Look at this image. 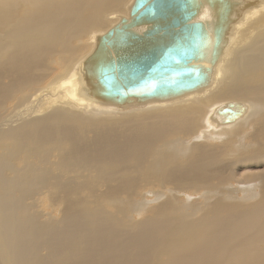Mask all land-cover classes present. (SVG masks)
<instances>
[{
    "label": "bare ground",
    "instance_id": "1",
    "mask_svg": "<svg viewBox=\"0 0 264 264\" xmlns=\"http://www.w3.org/2000/svg\"><path fill=\"white\" fill-rule=\"evenodd\" d=\"M134 2L0 0V134L32 159L0 151V264H264V0L235 2L204 84L117 102L88 61ZM44 188L51 224L20 202Z\"/></svg>",
    "mask_w": 264,
    "mask_h": 264
},
{
    "label": "water",
    "instance_id": "2",
    "mask_svg": "<svg viewBox=\"0 0 264 264\" xmlns=\"http://www.w3.org/2000/svg\"><path fill=\"white\" fill-rule=\"evenodd\" d=\"M235 2L135 0L130 16L105 32L89 57L104 97L165 98L204 84ZM241 110L230 103L220 116L234 119Z\"/></svg>",
    "mask_w": 264,
    "mask_h": 264
},
{
    "label": "rangeland",
    "instance_id": "3",
    "mask_svg": "<svg viewBox=\"0 0 264 264\" xmlns=\"http://www.w3.org/2000/svg\"><path fill=\"white\" fill-rule=\"evenodd\" d=\"M106 10L107 9L105 8V10L103 12H105ZM99 13H102L101 10L99 11ZM101 15L102 14H100V16ZM91 28H102V25L101 26L100 25L91 26V27H89V29L87 30L86 33H88ZM104 28H102V29H104ZM87 36L89 37V35H87ZM88 37H86V43H83L82 45H86V46L92 45L91 41H90V37L89 38ZM87 40H89V41H87ZM243 73L246 74V72L244 70H243ZM221 97H220L221 99H223L224 97L228 98V99L233 98V97L229 98V96H227L226 93H224ZM233 99H235V98H233ZM237 99H239V98H237ZM244 99H246V98H244ZM157 104H159V103H157ZM157 104H152V105H157ZM164 104H166V103H164ZM167 104H169V103H167ZM169 110H171V109H169ZM159 111H165V110H157L156 112H144V113H141V115L154 114V113H157ZM141 115H129V116L130 117L131 116L132 117H139ZM82 117L85 120L88 119L87 121H89V120L91 121V119H92V118H87V117H84V116H82ZM125 117L127 118V116H125ZM118 119H122V118H117V119L116 118H113V119L104 118V120H101V121L108 122L109 120H118ZM123 119H125V118H123ZM93 121H96V120L92 119V121L90 123H92ZM2 138H3V136L0 134V151H4V149L2 148L3 145H8L7 146V150H5V151H8L10 153L8 156H5L7 161H11V159H12V160L17 161L19 164L23 165L24 163L30 162L32 160L31 158H29V153H25V151H22V153H19L18 156L13 158L12 152H11L13 145L11 144V142H7L6 139H2ZM191 139H193V138H191ZM225 139H223V140H214V142L217 144V143H220L219 141H224ZM9 148H10V151H9ZM14 153H15V150H14ZM59 154H60L59 148H56L54 150V152H53L52 157L50 158L51 161L52 162L53 161H57ZM19 157H22V159L20 160ZM83 169L86 170V168H83ZM84 173L86 174V172H84ZM66 176H70V174H64V179H65ZM75 177H76V175H75ZM44 190H46V188L38 190L36 195L33 198H31V197L24 198V199L20 198V202H21V205H22L23 209L26 208L27 205H28L29 206L28 209H30L32 213H35V214L38 215L37 220H39L40 222H43V224H51L55 220V218L58 216L57 213H58L61 205H59L57 203L56 198L54 196H52V195L47 196V195L41 193ZM14 193H16V192L14 191ZM81 197H82V199H81V201L77 202V205H86L85 203H83V201L85 199L84 194H82Z\"/></svg>",
    "mask_w": 264,
    "mask_h": 264
}]
</instances>
